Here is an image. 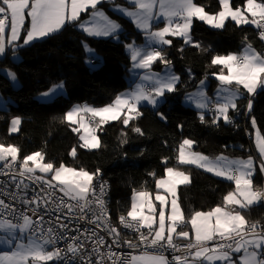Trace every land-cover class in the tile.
<instances>
[{"label": "snow or ice", "instance_id": "snow-or-ice-1", "mask_svg": "<svg viewBox=\"0 0 264 264\" xmlns=\"http://www.w3.org/2000/svg\"><path fill=\"white\" fill-rule=\"evenodd\" d=\"M102 0H0V57L6 54L8 46L12 47L13 57L19 45L15 41L21 38V29L25 28L26 17L31 18V25L27 28L23 37V45H29L35 40L45 38L59 31L67 22H75L80 19L81 12L92 10L93 23L89 27L87 21L80 26L85 32L93 36L111 37L116 34L121 26L110 20L99 10ZM129 8L117 6V11L123 16L131 18L136 27L146 33L149 41L147 48H137L133 44L126 45L131 52L133 69L150 70L154 62L159 61L166 66L170 64L163 55L162 48L151 47L152 44L170 45L171 40L166 36L182 37L186 44H192L190 31L194 19H198L213 28H223L225 21L231 19L236 25L252 24L259 30V35L264 40V0H245L242 7H233L231 0H219L220 11L216 14H209L202 6L194 3V0H128ZM159 11H154L156 5ZM134 8L135 10H131ZM161 17L166 21L163 28L151 31L152 22ZM10 18V32H6ZM103 24H97V20ZM175 18H179L178 20ZM194 46L200 47L199 44ZM92 53L91 49H87ZM90 59H97L94 53ZM213 65H220L221 72L216 75L220 81L221 88L217 94L214 115L216 119L223 118L226 123L231 122L229 110H237L236 100L238 91H233V83L242 85L249 95L256 94L258 89H264V56L257 53L251 45H248L242 55L229 54L225 56L217 55L212 58ZM224 69L227 70L226 74ZM0 75L10 79L13 84L17 83V76L12 71L0 70ZM143 81L150 82L151 87L145 88L143 84H137L136 88L128 93L118 95L112 104L102 108H92L88 106H76L64 115V119L71 123H79L87 136L81 135V148L95 149L99 147V139L95 135L90 125L85 124L82 113H90L93 117L99 118L100 124L109 120L123 118L125 126H129L131 120L142 115L138 105L141 101H147L153 108H157L166 102V93L176 90L179 77L172 73L160 77L158 74H145L140 76ZM204 81H201V85ZM63 84L53 85L48 91L42 93L46 102L54 100L63 89ZM189 100L192 98L189 97ZM197 108H208L207 97L201 91ZM249 110L252 108V101L249 100ZM161 119L167 117L162 113H157ZM204 121V114L200 116ZM21 120L15 117L11 121L9 131L16 132ZM255 127V119L252 121ZM73 131H79L73 128ZM135 132L141 133L140 128H135ZM194 141L184 139L179 146L178 164L195 165L205 171L212 172L217 176H222L235 184L234 191H230L224 196V206H216L208 212H195L190 220H186L177 199L170 201L168 197L157 193L155 200L158 205V226L157 205L150 199L147 192H134L131 210L127 213V218L121 216L120 223L129 229H134L139 233V243L148 248L168 249L174 252H184L185 255H173L174 264H235L233 253H243L239 256L240 264H264V225L259 222L249 223L241 211L237 209H247L264 201V190H257L252 181L254 172V162L252 157L247 160L228 161L221 156L215 161L201 153L192 151ZM257 149L262 160H264V137L257 134ZM75 156L76 149L70 153ZM19 149L13 145L0 144V175L10 176L17 190H26L29 185L24 183V179H29L33 184L42 185L40 193L31 198L21 195L19 191L8 192L5 184L0 187V197H8L13 201H18L25 206L36 205L31 209L37 219L32 216L19 214L22 223H14L7 217L16 213V208L5 199L0 198V232L6 233V238H0V243L12 245L10 251H0V264H49L50 261H58L60 264H105V260L111 264H125L121 256L115 252H100L105 241L102 236H98L94 231L86 229L81 236L86 240H91L94 247L92 253L97 255L93 262L85 254V242L79 236L71 237L72 243H68L66 249L54 247L48 250L49 245H55L58 239L63 238V232L67 230L68 224L62 222L61 217H75L80 220H87L97 228L107 230L109 235H113L112 244L120 246V233L116 227H112L108 220V213L103 200L104 187L101 185L100 194L97 196L94 186V175L84 169H74L61 164L58 168L51 162L44 163V155L35 152L24 156L23 161L18 164ZM31 164V166H30ZM4 169H9L5 172ZM39 171L42 174H51L50 179L44 175H35ZM260 170L264 171V163H261ZM99 171V170H98ZM17 175L21 177L17 181ZM55 182V183H53ZM190 183V177L184 171L168 167L165 169V178L156 180L157 189H164L165 192L175 197L178 185ZM63 193V196L56 197V192ZM91 194L92 199L89 198ZM67 197V200L64 199ZM95 203L99 213L93 212L90 205ZM231 206V207H230ZM147 208V213L143 211ZM43 208L48 214L57 213L56 222L61 229L60 233L48 227H43V216L38 215V211ZM167 209V210H166ZM28 210L27 208L25 209ZM66 210V211H64ZM77 210L79 215L76 216ZM91 212L92 218L88 219L87 214ZM51 223V221H49ZM191 225V232L194 235V242L184 246L175 243V238H189L188 231H178L183 224ZM147 228V233L141 231ZM17 231L20 237L24 233H29L27 243L16 236ZM93 237H96L93 239ZM129 247L135 248L138 245L132 241H124ZM211 245V246H209ZM111 249V245H108ZM194 250V251H193ZM127 264H171L163 254L158 252H144L138 256H132Z\"/></svg>", "mask_w": 264, "mask_h": 264}, {"label": "trees", "instance_id": "trees-1", "mask_svg": "<svg viewBox=\"0 0 264 264\" xmlns=\"http://www.w3.org/2000/svg\"><path fill=\"white\" fill-rule=\"evenodd\" d=\"M194 3L210 14L221 10L219 0H194ZM244 3L245 0H231L233 7H242ZM105 9L122 25L118 40L89 36L76 26L75 21L29 45L17 43L18 61L12 58V47L7 48L6 54L0 57V70L13 71L20 85L14 88L4 75H0V93L11 100L7 109H0V144L16 146L20 159L41 152L43 162H51L55 167L64 164L101 173L110 183L114 215L127 214L134 192L157 191L156 180L165 175L168 167L184 171L190 177V183L179 185L177 190L185 219L190 220L197 211L224 206L223 198L234 191V182L194 165L178 164L179 146L184 139H190L195 142L193 151L209 157L252 156V132L255 127L264 129V89H258L254 95L245 92L237 110L229 111L231 122L228 123L222 118L213 123L216 116L212 112L184 106L182 98L204 77L210 78L209 91L216 85L212 75L218 73L220 67L211 63L214 56L240 52L245 43L264 52V41L257 37L255 26H238L227 19L223 28L215 29L194 19L192 44L175 36L163 49L165 58L179 75L176 90L166 93V102L156 109L140 106L142 115L131 120L129 126L124 125L123 118L99 125L96 134L100 146L86 149L80 147L82 142L78 132L73 131L72 125L64 119L65 113L76 103L85 102L95 107L112 104L118 93L130 86L126 74L131 58L126 44L133 39H142L132 22L108 7ZM86 46L99 53L96 68H90L87 62ZM161 64L157 61L154 67L160 69ZM59 82L65 86V95H58L50 102L37 100L39 93ZM249 100L252 101L251 110ZM158 112L167 118L161 119ZM201 114H204L203 122ZM15 116L21 123L17 133H10V122ZM137 127L142 134L134 131ZM73 149H76L75 156L70 154ZM252 181L256 187L262 186L259 171L254 173ZM237 210L248 222L264 225V201Z\"/></svg>", "mask_w": 264, "mask_h": 264}, {"label": "built area", "instance_id": "built-area-1", "mask_svg": "<svg viewBox=\"0 0 264 264\" xmlns=\"http://www.w3.org/2000/svg\"><path fill=\"white\" fill-rule=\"evenodd\" d=\"M255 26V25H254ZM255 30L257 33V37L259 39L260 35H259V30L256 28L255 26ZM151 86L147 85L145 88H150ZM247 107V106H246ZM209 109L212 111L213 110V106L210 105ZM23 159L18 158L17 161V172L19 171L18 169V164L20 162H22ZM2 162H0V167H2ZM5 172H8L9 169H4ZM95 174L94 175V186L96 189V194L97 196H99L100 194V188L101 185H103L104 187V195H103V200L105 201V209L108 213V220L109 223L112 227H116L117 230L120 233L119 236V242H120V246L117 247L116 245L112 244V240H113V235H109L107 230H102L101 228H97L94 224H90L87 222V220H80L78 218L75 217H61L62 222L67 223L68 224V228L66 231L63 232V238L58 239L55 245H49L48 246V250H53L54 247H59L61 249H66V246L68 243H72L71 237L74 236H79L80 239L82 241L85 242V249L84 252L85 254H91L90 255V259L94 262L98 257L95 253H92V249L94 247L93 243L91 240H86L85 236H81V233H83L86 229H90L92 231H94L98 236H102L104 238L105 244L103 247L100 248V252L102 253H107L109 250L112 252L117 253L118 255L121 256L122 260L125 261V264H127V262H129L131 260L132 256H138L141 253L144 252H149V253H153V252H158L163 254L165 257H167V259L171 262V264H174V262H172V257L173 255H185L184 252H174L171 248L168 249H153V248H148L143 244L139 243V233H137L134 229H129V228H125L121 223H120V217L121 216H125L126 219H130L127 218V214H123V213H118L117 215L112 213L111 210V187H110V183L107 179H105L101 173L97 172V173H92ZM35 175H42L40 173H35ZM45 176V175H44ZM46 179H50L49 177L45 176ZM21 179V177H19L17 175V181H19ZM24 183L28 184L29 187L26 190H17L15 188V184L11 181L10 176H4V175H0V187H3L5 184L8 185L7 187V191L8 192H12V191H19L21 195L26 196L27 198H31L33 196H35L37 193H40V187H42V185H38V184H33L29 179H24ZM55 183V182H53ZM41 195H43V193H40ZM63 193L60 192H56V197L57 199L62 197ZM5 199L6 203L12 204L15 208H16V213L12 216L7 217L8 219H11L14 223H22V218H20L19 214L21 212H23L25 215H29L32 216V219L35 221L37 219V216H34L31 212L32 208H35L36 205L34 204H29L27 206H25L24 204L18 202V201H13L11 199H9L8 197H0ZM89 198L92 199L91 194H89ZM65 200H67V197H64ZM91 209L93 212H96L97 214L99 213V209L97 208L95 203H92L90 205ZM28 209L27 211L25 209ZM66 211V210H64ZM79 210H77L76 216H78ZM38 215L43 216V227L46 230L48 227H52L57 231V234L60 233L61 229L59 228L58 223L56 222V215L57 213L55 212H51V214H48L44 211L43 208H41L38 211ZM88 219L92 218V213L89 212L87 214ZM49 221H51V223H49ZM186 226V223L181 225L179 228H183ZM141 231L147 233L148 229L147 228H142ZM27 236L29 235V233H26ZM96 237H93V239H95ZM124 241H132L133 243L137 244L138 246L135 248L129 247L127 244L124 243ZM190 242H194V240H189V239H175V243L179 246H184ZM108 245H111V249H109ZM211 246V245H209ZM194 251V250H193ZM58 262V261H57ZM60 264V262H58ZM74 264H79V262H74ZM105 264H111L110 261L105 260Z\"/></svg>", "mask_w": 264, "mask_h": 264}, {"label": "rangeland", "instance_id": "rangeland-1", "mask_svg": "<svg viewBox=\"0 0 264 264\" xmlns=\"http://www.w3.org/2000/svg\"><path fill=\"white\" fill-rule=\"evenodd\" d=\"M109 4H110V9L112 10V12H114L115 14H118V15H121V16H123L122 14H121V12H119V11H117L116 9H117V6H119V7H124V8H129V3H128V0H109ZM199 6V5H198ZM131 10H135L134 8H132ZM154 11H156V12H158L159 11V5L157 4L156 5V7L154 8ZM208 13V12H207ZM210 14V13H209ZM123 17H125L126 19H128L130 22H132V20H131V18H129V17H126V16H123ZM115 18H113L112 20L113 21H115L116 23H118L120 26H122L121 24H120V22H118L116 19L114 20ZM175 19H179V18H175ZM230 19V18H229ZM231 20V19H230ZM165 24H166V21L163 19V17H161L159 20H154L153 22H152V28H151V31H157V30H159V29H161V28H163L164 26H165ZM206 24V23H205ZM132 25H133V27H134V30L135 31H137V32H139L140 34H141V36H142V39H141V41H136V40H131L129 43H127L126 45H128V44H133L135 47H137V48H147L148 46H149V41H148V39L146 38V33L144 32V31H141L140 29H138L137 27H136V25H135V23H133L132 22ZM207 26H209L208 24H206ZM242 25H246V24H242ZM250 25H252V24H250ZM210 27V26H209ZM79 28V27H78ZM211 28H213V27H211ZM215 29H217V28H215ZM122 30V27L120 28V30L119 31H121ZM118 31V32H119ZM118 32L116 33V35H113L112 37L115 39V40H118ZM190 35H191V31H190ZM171 37H175V36H171V35H169V36H166V39H169V40H171ZM176 37H178V36H176ZM180 38H182V37H180ZM183 39V38H182ZM191 39H192V36H191ZM183 41H184V39H183ZM185 42V41H184ZM23 44V43H22ZM16 45H18V44H16ZM248 45H251V44H249V43H245L243 46H242V49H241V51L240 52H230V53H227V54H223V55H221V56H225V55H229V54H234V55H238V53H240V54H243V52H244V49L248 46ZM168 45H158V44H152L151 45V47H155V48H162V49H164L165 47H167ZM251 47L257 52V53H259L260 55H262V56H264V52H260V51H258L257 49H255L252 45H251ZM87 49H91L92 50V53H90L89 51H87ZM126 51L129 53V55H130V58H131V52L126 48ZM86 53L88 54V58H87V62H88V64H89V66H90V68H96L97 66H98V62H94L93 60H95V59H90V57H91V55L94 53V55H95V57L96 58H98V57H100L99 56V53L94 49V48H92V47H90V46H86ZM163 55L165 56V53L163 52ZM12 58H13V60H15V61H18L19 59H20V56L17 54V53H15V57H13V53H12ZM157 64V61L156 62H154L153 64H152V66H151V69L150 70H143V69H133V61L131 60V66L129 67V69H128V72H127V74H126V80L128 81V83L130 84V87L132 88V90H134L135 88H136V85L137 84H143V86L145 87V83H147L148 85H150V82H148V81H143V80H141L140 79V76H142V75H145V74H152V73H155V74H158L160 77H164L166 74H168V73H172V74H174V75H176L177 77H179V75L177 74V72L174 70V68H173V66H172V64L170 63L169 65H165L164 63H162L161 64V68L159 69V68H156V67H154V65H156ZM219 67H220V69H219V72L218 73H220L221 72V67L222 66H220L219 65ZM3 71H11L10 69H2ZM13 72V71H12ZM224 72H225V74H226V72H227V70L226 69H224ZM218 73H216V74H218ZM212 77L213 78H215V80L216 81H218V83H216V85L214 86V88H213V90H211L210 92H208L207 90H208V88H209V85H210V78H208V77H204V78H202L200 81H199V83H198V85L194 88V89H192V90H189L185 95H184V97L182 98V104L184 105V106H189V107H192V108H194V109H196V110H198V111H200V112H206L207 110H206V108H203V109H201V108H197L196 107V103H197V101L199 100V93L201 92V91H203V93L205 94V96L207 97V102L208 103H210V102H214V105H216V103H218V102H221V101H219L218 100V96H217V94H218V92H219V90H220V88H221V84H220V81L216 78V75L214 74V75H212ZM9 80V82H10V84L14 87V88H17V87H19V85H20V82H19V79L17 78V83H15V84H13V82L10 80V79H8ZM201 81H204V84L203 85H201ZM62 82H59V83H56V84H61ZM56 84H54V85H56ZM63 84V83H62ZM63 86H64V84H63ZM151 86V85H150ZM241 88H240V87ZM53 87V85L50 87V88H52ZM229 87H231V89L233 90V91H238V93H239V95H238V97L239 96H241L242 95V88H243V86L242 85H236L235 83H233L231 86H229ZM49 88V89H50ZM130 88V89H131ZM244 89V88H243ZM245 90V89H244ZM46 91H48V90H46ZM46 91H43V92H41V93H39L37 96H36V98H37V100L39 101V102H46L45 101V98H43L42 97V93H44V92H46ZM66 94V89H65V86L63 87V89L60 91V93L58 94V95H65ZM57 95V96H58ZM189 97H191L192 99L191 100H189L188 98ZM8 101H10L11 102V100L10 99H8V98H5V97H3L2 96V94L0 93V109H7L8 107H9V105H8ZM80 103H76V104H73L71 107H69L68 108V110H67V112L68 111H70L71 109H73L74 107H76V106H78ZM90 105V104H89ZM150 105V104H149ZM106 106V105H105ZM105 106H103V107H105ZM159 106V105H158ZM88 107H92V108H102V106L101 107H95V106H92V105H90V106H88ZM152 108H153V106H151ZM154 109H156V108H154ZM66 112V113H67ZM83 117H84V122H85V124H87V125H90L91 126V128L94 130V132H95V135L97 136V134H96V130H97V128H98V124H99V118L98 117H93L90 113H82L81 114ZM15 117H17V116H15ZM15 117H13V118H15ZM12 118V119H13ZM92 118H95L97 121H94V119L92 120ZM222 118V117H221ZM223 119V118H222ZM224 120V119H223ZM12 121V120H11ZM111 121V120H110ZM71 124V123H70ZM72 125V127L73 128H77V129H79V131H76V132H78V135H79V139H80V136L81 135H85V136H87V133L84 131V129L83 128H80V125H79V123H77V124H71ZM101 125V124H100ZM10 126H11V122H10ZM10 126H9V129H10ZM20 126V125H19ZM19 126H18V129H19ZM18 132V130L16 131V132H10V133H17ZM98 137V136H97ZM99 139V138H98ZM81 140V139H80ZM82 143H83V141H81ZM99 146H100V141H99ZM98 148V147H97ZM96 149V148H95ZM193 151V150H192ZM221 156H223V157H225V158H227V159H231V160H247L248 158H241V157H232V156H227V155H221ZM221 156H218V157H221ZM217 156L216 157H209L208 156V158H209V160H211V161H215L217 158H218ZM253 159V158H252ZM253 162H254V159H253ZM45 163V162H44ZM260 164H261V162H260ZM30 166H31V164H30ZM66 167H69V168H74V169H77V170H79V168H76V167H73V166H67V165H65ZM195 166V165H194ZM58 168V167H57ZM175 169V168H174ZM203 169V168H202ZM86 171V170H85ZM254 171H255V163H254ZM88 172V171H87ZM208 172V171H207ZM37 173H39V171L37 170ZM90 173V172H89ZM209 173H211V174H213V175H215L214 173H212V172H209ZM254 173V172H253ZM40 174H42V173H40ZM92 174V173H91ZM42 175H45V176H47V177H49V178H51V174H42ZM215 176H217V175H215ZM218 177H221V178H224V177H222V176H218ZM162 178H165V175L164 176H162V177H159L158 179H162ZM187 184V183H186ZM179 186V185H178ZM178 186H177V188H176V193H175V197H173V196H171L170 194H168L167 192H165V190L164 189H157V191H155L154 193H152V192H149V191H145V190H140V191H136L137 193L138 192H147V193H149L150 194V199L152 200V202L155 204V205H157V214H156V216H157V221H158V205H159V202L158 201H156L155 200V197H156V195H157V193H159V194H162V195H165V196H167L168 197V200H169V209H170V201H171V199H173V198H175V199H177V201H178V198H177V190H178ZM157 188V187H156ZM133 202V201H132ZM178 204H179V202H178ZM131 206H132V203H131ZM180 206V205H179ZM131 210V209H130ZM167 210V209H166ZM144 212H145V214H148L147 213V208L145 207L144 208V210H143ZM208 212V211H207ZM184 231H188L189 233H190V231L189 230H184ZM27 233V232H26ZM26 233H24V235H23V237H20V234H19V232L17 231V233H16V236L18 237V238H20V239H22L23 240V242L24 243H27V238H28V236H27V234ZM7 237V234L6 233H3V232H0V238H6ZM11 248H12V245H10V244H7V243H0V251H10L11 250ZM243 253H233V259L235 260V264H240V262H239V256L240 255H242ZM49 264H59L57 261H50L49 262ZM216 264H220V262H216Z\"/></svg>", "mask_w": 264, "mask_h": 264}, {"label": "crops", "instance_id": "crops-1", "mask_svg": "<svg viewBox=\"0 0 264 264\" xmlns=\"http://www.w3.org/2000/svg\"><path fill=\"white\" fill-rule=\"evenodd\" d=\"M102 5H104L103 7H102ZM99 7V10L101 11V12H103L104 13V15L105 16H107L110 20H112L114 17H112L111 15H110V13L105 9V7H108L109 9H110V4H109V0H102V3L98 6ZM111 10V9H110ZM112 11V10H111ZM82 13H85L84 15L85 16H83L81 19H79V20H77L76 21V26L77 27H79V29L80 30H82L84 33H86L87 35H89L87 32H85L84 30H83V28L80 26L83 22H85V21H87V22H89L88 23V26L89 27H91L92 26V23H93V17H92V10L91 9H89L88 11H86V12H81V14H80V16L82 15ZM115 20V19H114ZM97 24H103V21L102 20H99L98 18H97V20L95 21ZM226 22V21H225ZM70 23H72V22H67V23H65V25L66 24H70ZM25 25H26V27L25 28H23V29H21V32H20V36H21V38L19 39V40H17V41H15V44H17V43H19V42H21V44L23 43V37L26 35V32H27V28L28 27H30V25H31V18L30 17H26V20H25ZM64 25V26H65ZM122 27V26H121ZM6 32H10V18H9V24H8V27L6 28ZM120 32V31H119ZM118 32V33H119ZM114 35H116V34H114ZM89 36H92V37H98V38H107V37H104V36H93V35H89ZM112 37V36H111ZM38 40H40V39H38ZM36 41V40H35ZM264 41V40H263ZM8 47H11V46H8ZM7 47V48H8ZM240 55H242V54H240V53H238V55L237 56H240ZM3 57V56H2ZM99 58V57H98ZM97 58V59H98ZM97 59H95V60H93L94 62L97 60ZM97 62V61H96ZM217 83H218V81H217ZM148 84L147 83H145V87L147 86ZM150 86V85H149ZM240 87V86H239ZM131 87L129 86L128 88H126V89H124V90H122L121 92H119L118 93V95H121V94H123V93H128V92H130V91H132V88L130 89ZM214 88V87H213ZM213 88L211 89V90H213ZM241 88V87H240ZM210 90V91H211ZM208 92H210L209 90H207ZM242 95L245 93V92H247L246 90H244L243 88H242ZM117 95V96H118ZM242 95L241 96H239L238 98H237V100H236V103H237V108H238V106H239V99L242 97ZM209 104V106L210 105H212L213 106V110L211 111L210 109H209V107L208 108H206V110L207 111H210V112H212L213 114H214V110H215V105H214V102H210V103H208ZM110 105V104H109ZM144 105H148V106H152V105H149L148 104V102L147 101H141L140 102V104L138 105V108L140 107V106H144ZM78 106H80V107H84V106H90L88 103H85V102H83V103H80ZM107 106V105H106ZM103 107V106H102ZM152 108V107H151ZM154 109V108H153ZM231 110V109H230ZM229 110V111H230ZM94 119V121H97L95 118H92V120ZM110 121V120H109ZM112 121V120H111ZM259 133V135L261 136V137H264V129H259V128H257V127H255L254 128V130H253V132H252V150H253V155L252 156H249V157H252L253 159H254V163H255V171H254V173L256 172V171H259V173H260V175H261V177H262V180H263V184H262V186H258V187H256V186H254L257 190H264V171H261L260 170V162L261 163H264V160H262V158H261V156H260V153H259V151H258V149H257V134ZM179 151V150H178ZM196 152V151H195ZM197 153H200V152H197ZM201 154H203V153H201ZM204 156H206V157H208L207 155H205V154H203ZM219 156H221V155H219ZM177 157H178V155H177ZM218 157V156H217ZM249 157H247V158H249ZM228 161H234V160H231V159H227ZM254 173H253V175H254ZM253 177V176H252ZM226 179V178H225ZM150 192V191H149ZM152 193H154V192H152ZM132 201H133V194H132V197H131V203H132ZM180 205V204H179ZM130 209H131V205H130ZM129 209V210H130ZM207 212V211H206ZM128 213V212H127ZM187 220V219H186ZM249 223H251V222H249ZM154 227H156V226H158V221L156 222V224H154L153 225ZM184 230H189L190 231V236H189V238H175V239H189V240H194V235L192 234V232H191V225L190 224H187L186 223V226L185 227H183V228H178V231H184ZM131 261V260H130Z\"/></svg>", "mask_w": 264, "mask_h": 264}]
</instances>
